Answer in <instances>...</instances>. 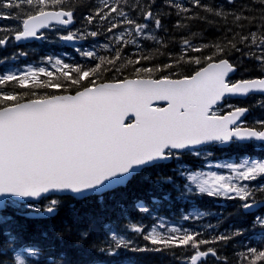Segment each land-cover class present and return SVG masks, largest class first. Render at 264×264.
<instances>
[{
    "label": "snow or ice",
    "instance_id": "snow-or-ice-1",
    "mask_svg": "<svg viewBox=\"0 0 264 264\" xmlns=\"http://www.w3.org/2000/svg\"><path fill=\"white\" fill-rule=\"evenodd\" d=\"M79 2L0 0V20L18 22V26L0 25V46L11 39L18 43L49 39L38 34L40 29L55 32L65 42L96 38L102 30L113 34L110 43L103 46L112 53L110 57L98 55L94 49H76L94 65L48 56L50 68L28 66L22 71L0 73V264H71L67 251H58L56 246L60 241L62 249L64 232L71 233L67 225L65 229H52L48 245L32 243L25 250L27 256L39 255L40 260L29 261L25 254L13 258L12 251H8L11 242L23 241V233L28 230L18 218L43 221L59 214L64 202L50 198L53 193L70 196L80 204L94 201L99 208L100 216L90 219L87 227L75 230L73 247L81 249L87 244V254H96L88 264H144L139 254L167 255L175 248L191 253L184 264H227V258L219 255L215 246L227 247L257 228L264 231V214L254 215L250 228H233L206 237L204 230L169 226L163 219L146 226L132 212L152 216L156 207L184 203L193 212L183 215V220L203 218L213 215L199 210L198 200L205 196L239 200L242 203L238 211L245 215L264 208V200L256 198L258 192L264 193V159L245 154L235 162L213 164V153L208 150L211 145L244 147L252 143L264 152V119L249 125L242 119L249 108L230 102L254 94L264 97V78L233 79L241 65L226 58L232 51L243 53L242 58H255L264 70V7L256 17L244 14L245 5L239 11L228 12L223 6L213 8L201 0H188L213 16H231L238 29H244L247 22L256 30L246 34L236 31L232 39L225 37L213 45L196 46L185 39V50L201 52L212 47V54L186 61L182 55L162 67H135L141 60L155 59L143 51L138 38L161 44L155 32L162 28L161 16L168 13L153 10L156 0H98L83 17L82 27L71 30ZM256 2L264 6V0ZM227 3L235 5L236 0ZM165 4L181 17L176 28L187 27L185 20L207 19L198 13L188 15L190 7L176 0H165ZM150 23L154 28L150 29ZM94 26L98 27L92 30ZM115 29L121 31L116 33ZM129 43L140 51L136 59L123 61L122 53ZM217 54L221 57L218 60L214 59ZM27 55L21 50L11 58ZM117 61L131 66L135 78H119L122 71ZM180 61L195 65L203 62V66L194 74L180 75ZM170 68L173 70L167 72ZM106 71H115L117 76L112 82L97 83ZM162 71L166 74L154 78ZM256 103L264 107V100ZM185 155L202 158L205 163L194 170L184 161ZM135 179L151 186L150 200L138 198L130 210L116 202L120 214L115 219L104 218L108 200H114L115 193ZM75 203L68 205L74 214L78 211ZM215 215L220 218L222 213ZM205 228L215 231L211 223ZM133 235L145 243L137 244ZM41 236L49 239L47 231ZM245 248L237 254L238 264H264V242Z\"/></svg>",
    "mask_w": 264,
    "mask_h": 264
},
{
    "label": "trees",
    "instance_id": "trees-1",
    "mask_svg": "<svg viewBox=\"0 0 264 264\" xmlns=\"http://www.w3.org/2000/svg\"><path fill=\"white\" fill-rule=\"evenodd\" d=\"M98 3V0H80V2L76 5V10L74 11L77 19L83 20V17L95 7V5ZM202 4H208L211 5L213 8H217L219 6H223V8L228 11H239L241 9V5L247 6V10L245 11V15H251L259 17L261 13V9L264 6H261L259 3L256 2V0H236L235 5H230L227 3V0H201ZM185 5V4H184ZM189 6L191 11L188 13V15L196 14L198 13L199 17H207V19H200V18H193L191 20H185L183 21L184 24L187 25V27H180L176 28L175 25L178 20L181 19V17L176 15V9L175 8H169L165 4V0H156V5L153 6L154 11H161L164 13H168L167 15L161 16V21L163 24V30L161 31V44L153 43V42H146L143 47V51L149 55L155 56V59L146 62L144 60L140 61V64L135 65V67H140L141 65L147 64L148 67H152L154 64L163 66L166 63H173V61L180 56H184L185 61L191 57H203L207 55H211L213 52L212 47L203 48L201 52H192L185 50V45L183 41L185 39H188L191 41L193 45L200 46V45H213L216 42L220 41L223 42L224 38L227 37V39H232L233 33L236 31H240L242 34H246L249 30L255 31L256 27L255 25H247V22L245 23L244 29H238L235 24L232 22V17L228 16L227 19L223 17H216L213 16L210 13L205 12L201 8H196L192 5H185ZM156 7V9H155ZM8 11V10H5ZM11 20H7L6 22L0 21V25L5 26H15L11 25ZM232 29L231 32H229V29ZM3 35V34H0ZM0 56L6 55L8 53V50L11 48L6 46H0ZM156 49H159L157 52ZM3 50V51H2ZM133 49L130 47H125L122 57L123 61H126L127 59H136V53L140 51L138 49L137 51H132ZM248 49H245L247 51ZM5 51V52H4ZM111 55H109L110 57ZM243 53H237L235 51H232L230 55H228L226 58H228L232 62L239 63L241 65V68L239 70L240 78H256V77H262L264 76V70L261 69L259 66V63L255 60V58L247 59L242 58ZM221 58L219 54H217L214 59ZM185 61L179 62V73L180 75H190L194 74V71L197 70L199 67L203 66V62L201 65H195L192 63H187ZM93 64V62H92ZM117 65L121 67L122 75L119 76V78H123V76L134 77V75L131 72V66H125L122 61H117ZM175 67V64H174ZM103 69V66H102ZM173 69H168L167 72H171ZM166 72H157L155 73V76L159 77L161 75H165ZM117 76L115 71L112 72H104V75L102 79L98 80V82L105 81V80H111L114 79ZM11 83V82H10ZM52 91H62V90H55ZM171 167V165H169ZM150 185L143 184L139 181V179L133 180L130 185L123 189L120 192H117L118 194H115V197L119 196L116 200V198L109 199L108 201H113V205L108 206L107 205V212L103 214L104 218L108 219L112 215H116L113 218L115 219L117 215L120 214L119 208L115 207L116 202H120L123 206L126 207V205L122 202L123 200H128L129 203H134L137 201L138 198H142L145 202L150 199L149 195V189ZM155 195H160V193H155ZM64 199L68 200L67 204L64 205L60 211L59 214L52 220H43V221H26L22 218H18L20 224L28 225V230L23 233V241L25 239H32V238H39L41 239V233L44 231H47L49 234V238L52 237V229H65V226H69L72 231L71 233L65 231L64 232V240H63V248L60 247V241H56L57 250H65L68 253V257L71 261V264H88V262L96 257L95 253H92L90 255L87 254V244L84 245L83 248L79 249L73 247V244L75 240L77 239L75 235V230L77 228H83L87 227L90 219L96 218L101 215L99 208L95 204L94 201L80 204L75 203V207L78 210L76 214L72 213L69 210L68 205L72 203L71 197H64ZM113 210H110L112 209ZM131 209V206H129ZM134 214L139 215L138 212L136 213L133 211L132 216ZM224 223V221H222ZM96 233H93V238L95 237ZM136 240L137 244H143V240H138L137 238H134ZM21 242V241H19ZM234 245L229 243V246L224 247L222 245H216L215 247L218 248L219 254H224L227 258V261L229 264H238V259H236V255L232 251V247ZM231 248V249H230ZM82 250V251H81ZM84 250V251H83ZM225 250V251H223ZM9 251V249H8ZM243 252V250L241 251ZM142 258L143 262L150 263L153 262L156 263L157 260H159V256L156 254H139ZM183 255V252L181 248H175L169 251L167 262H163L162 264H180L177 259ZM177 256V257H175ZM76 260V261H75Z\"/></svg>",
    "mask_w": 264,
    "mask_h": 264
},
{
    "label": "rangeland",
    "instance_id": "rangeland-1",
    "mask_svg": "<svg viewBox=\"0 0 264 264\" xmlns=\"http://www.w3.org/2000/svg\"><path fill=\"white\" fill-rule=\"evenodd\" d=\"M177 1V0H176ZM179 3H181V1H178ZM156 9V7H155ZM140 22H144L142 18H139ZM2 21V20H0ZM7 21V20H6ZM17 24L18 22L15 21ZM84 22H82V24L78 27V28H81L82 25H83ZM95 28L98 27V26H94ZM163 27V25H162ZM151 28H154V25H152L150 23V29ZM161 30V29H160ZM160 30H157L155 32V34L159 37V32ZM119 31H121V29H115L114 32L118 33ZM66 32V31H64ZM64 32H62L61 34H64ZM44 34L46 36L49 37V39H45V41L43 42L42 45H32L30 48H27L26 52H34V53H31V55L28 57H32V54H35L37 56V60L34 62V63H39V62H42L43 64H47V57L48 56H52L54 59L55 58H61L59 54H45L44 52H48L52 49H55V47L61 43V40L58 39V36L55 32L51 31V30H46L44 31ZM113 34L112 33H107L106 31H103L102 30V34L97 36L96 38H91L89 37L88 40H90L92 43L96 44L97 46H101L102 48H104V44L106 43H110V38ZM145 41H152V40H145L143 38H138V43L142 46H144V42ZM154 42V41H153ZM156 43V42H154ZM125 47H130V48H134L136 49L137 47L132 45V44H128L127 46ZM124 47V49H125ZM105 51H108L104 48ZM254 50V49H253ZM133 51V50H132ZM44 54V55H42ZM19 59V58H18ZM18 59H8L6 60V62L4 63V65H7L8 67L9 66H13L14 64H18L21 68H23L24 65H30L31 62H27V61H21V62H18L19 61ZM257 100H261V99H257ZM236 106H238V104H235ZM264 117V107H262V113L260 115H258L257 118H263ZM244 147H249L248 145L244 146ZM244 147H240L238 145L236 146H233L230 148V152L233 153L234 159H236V150L237 149H240V151H242V149ZM250 148V147H249ZM248 148V149H249ZM209 151H211L212 153L214 152V150L208 148ZM213 154H216V157L215 159H211V162L213 164L215 163H225V162H228V161H225L223 159V155H226L224 153H221V152H218V153H213ZM245 155V154H242V156ZM248 155V154H247ZM249 156V155H248ZM250 157V156H249ZM184 161H186L191 167H192L194 170H199L205 163V161L201 158V159H198L194 156H189V155H185L183 157ZM188 160H191L192 162L190 163ZM168 169L166 168L165 171H167ZM205 171L209 170L207 168L204 169ZM211 170H215V171H223L225 173H227L229 170L227 169H211ZM253 184L257 183V182H252ZM53 198H59V199H62V201L64 202V205L67 204L68 200L66 199H63L62 197H53ZM260 200H263V199L259 196ZM219 200H223V199H218V198H210V197H202L198 200V205H199V210L200 211H211L213 213V215H209V216H205L203 218H197V219H189V220H183L182 219V216L185 215V214H188V213H191L193 212V209L191 207H185V204L184 203H181V204H178V205H174L172 207H165V206H159V207H156L155 210H154V214L152 216H147L146 214H143V213H138V217H140L143 221V223L146 225V226H152L153 223H159L160 219H163L165 221H167L168 225L169 226H182L183 228H187L188 225L194 223V222H199V221H202V222H207V220L210 218V217H213V216H216L215 213H218L219 210H220V205H223V202L219 201ZM133 204H131V207H132ZM239 205H237L236 209H239ZM230 208H234L233 206H230ZM136 213V211H134ZM241 212V211H240ZM259 214H263L262 212H260ZM114 216L116 215H112L111 217H109L108 219L110 218H113ZM118 216V215H117ZM137 216V214H136ZM238 221L237 223H242L244 222V219L245 217L242 215V213H240L239 217H238ZM131 223H135L136 221H130ZM128 222L126 221V224ZM205 225L202 226L201 230H204L205 232V236L208 237L210 235H215V231H217V229H215V231H212L211 229H206L205 226L208 225L207 223H203ZM202 224H199V226H201ZM188 229V228H187ZM129 231V234H131V230L130 228L128 229ZM253 232L255 234H253ZM250 237L249 238V241H246L245 240V237ZM133 238H138L137 236L133 235ZM42 242L45 243V246L48 245L49 243L52 242L51 239H42L41 240ZM40 240H38V243L41 242ZM242 241V242H241ZM255 243L256 245L258 244H261L262 242H264V231H261L259 230L258 228L255 229V230H252V231H249L248 233H245V235L243 237H237L236 238V241H235V244H239L240 246L242 247H245V245L247 246H250L249 244L250 243ZM26 250V249H25ZM16 254H24L23 252L20 253V252H16ZM15 254V255H16ZM190 254H187L185 255L183 258H182V262L184 263V261L187 259V257L189 256Z\"/></svg>",
    "mask_w": 264,
    "mask_h": 264
},
{
    "label": "water",
    "instance_id": "water-1",
    "mask_svg": "<svg viewBox=\"0 0 264 264\" xmlns=\"http://www.w3.org/2000/svg\"><path fill=\"white\" fill-rule=\"evenodd\" d=\"M33 40H35V39H29V40H26V41H22V42H19V44H21V43H27V42H30V41H33ZM70 44H75L76 42L74 41V42H69ZM257 78H264V77H257ZM250 96V95H249ZM249 96H247V97H249ZM247 97H245V98H241V99H246ZM240 98V97H239ZM159 103H164V102H159ZM255 211H257V210H255Z\"/></svg>",
    "mask_w": 264,
    "mask_h": 264
},
{
    "label": "flooded vegetation",
    "instance_id": "flooded-vegetation-1",
    "mask_svg": "<svg viewBox=\"0 0 264 264\" xmlns=\"http://www.w3.org/2000/svg\"><path fill=\"white\" fill-rule=\"evenodd\" d=\"M243 152L246 153L247 151L244 150ZM262 158L264 159V152H262Z\"/></svg>",
    "mask_w": 264,
    "mask_h": 264
},
{
    "label": "bare ground",
    "instance_id": "bare-ground-1",
    "mask_svg": "<svg viewBox=\"0 0 264 264\" xmlns=\"http://www.w3.org/2000/svg\"><path fill=\"white\" fill-rule=\"evenodd\" d=\"M0 49H2V47L0 48ZM3 51V50H2ZM5 52V51H4ZM229 246V245H228ZM227 248V247H226ZM231 249V248H230ZM79 250V249H78ZM65 251V250H64ZM82 251V250H81ZM84 251V250H83ZM223 251H225V250H223ZM76 261V260H75Z\"/></svg>",
    "mask_w": 264,
    "mask_h": 264
}]
</instances>
